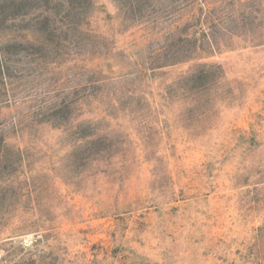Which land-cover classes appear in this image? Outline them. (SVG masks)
<instances>
[{
    "label": "rangeland",
    "instance_id": "1",
    "mask_svg": "<svg viewBox=\"0 0 264 264\" xmlns=\"http://www.w3.org/2000/svg\"><path fill=\"white\" fill-rule=\"evenodd\" d=\"M120 5L0 0V264H264V0Z\"/></svg>",
    "mask_w": 264,
    "mask_h": 264
},
{
    "label": "trees",
    "instance_id": "2",
    "mask_svg": "<svg viewBox=\"0 0 264 264\" xmlns=\"http://www.w3.org/2000/svg\"><path fill=\"white\" fill-rule=\"evenodd\" d=\"M238 1H242V0H238ZM119 2L121 4L120 5V9L125 13V17H127L129 15L128 16L129 20L130 19L135 20L137 18V12L139 10L138 8L143 5L144 0H119ZM221 3H223V2H221ZM256 12H257V10H256ZM248 15H252V17H253L254 20L257 19V17L253 16V13L252 12H249ZM226 18H228L231 22H233L234 21V18H235L236 19L235 20L236 25L237 26H242V27H245L246 25H248V22H250L249 20H248V22H246V18L245 17H243L242 19H239V17H233L231 14H227ZM46 19H47V17H46ZM216 20L219 21V22H222L223 21V17H217ZM216 20L215 21H212L211 23H209L207 20H205V19L202 20L200 18L199 24L201 26H203L204 24H206V25L209 26V28H212L210 26H212L216 22ZM142 22H148V21H141L140 22L141 23L140 25L143 24ZM240 23L242 25H240ZM238 28H240V27H235V29H233L234 31L231 30V31H229V33L231 35H244L245 34L244 32H246V31H237ZM202 31H203L202 34H203L204 37L205 36H207V37L209 36L208 40L211 42L212 48L215 49L216 46L214 44V41L211 38L212 35L206 31V28L203 29ZM252 41L256 45H261L264 42L263 40L255 41V39H253ZM203 51L204 50L202 49V46H199L197 44L193 49H190V50H187V51H183V52L179 51V53H178L179 55L173 56L172 57L173 59H170L168 61H181V60H184V59L199 58L204 53ZM6 64H7L6 61H0V68L2 70H4V71L6 70ZM8 85L9 84L5 82V89H7V86ZM2 141H3V139H2Z\"/></svg>",
    "mask_w": 264,
    "mask_h": 264
}]
</instances>
